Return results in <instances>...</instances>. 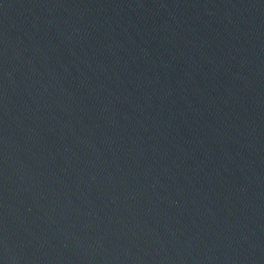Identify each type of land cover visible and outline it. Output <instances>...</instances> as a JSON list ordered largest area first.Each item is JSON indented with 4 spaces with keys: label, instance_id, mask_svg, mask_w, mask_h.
Instances as JSON below:
<instances>
[{
    "label": "water",
    "instance_id": "1",
    "mask_svg": "<svg viewBox=\"0 0 264 264\" xmlns=\"http://www.w3.org/2000/svg\"><path fill=\"white\" fill-rule=\"evenodd\" d=\"M0 264H264V0H0Z\"/></svg>",
    "mask_w": 264,
    "mask_h": 264
}]
</instances>
